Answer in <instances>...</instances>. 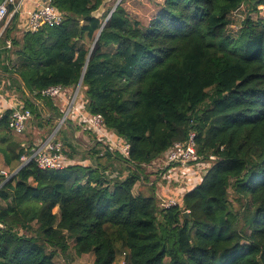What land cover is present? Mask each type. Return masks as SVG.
I'll return each mask as SVG.
<instances>
[{"label":"trees","instance_id":"16d2710c","mask_svg":"<svg viewBox=\"0 0 264 264\" xmlns=\"http://www.w3.org/2000/svg\"><path fill=\"white\" fill-rule=\"evenodd\" d=\"M49 1L61 23L19 37L6 28L13 72L48 119L63 111L40 91L71 93L82 76L76 105L100 114L128 155L106 147L95 167H19L0 186V264H56L67 239L93 264H264V0H160L145 26L121 3L103 24L92 15L101 0ZM190 133L203 172L162 207L146 169ZM1 152L20 164L28 150Z\"/></svg>","mask_w":264,"mask_h":264},{"label":"crops","instance_id":"0c3cea01","mask_svg":"<svg viewBox=\"0 0 264 264\" xmlns=\"http://www.w3.org/2000/svg\"><path fill=\"white\" fill-rule=\"evenodd\" d=\"M34 1L36 2L37 0H26L24 3V8L30 7ZM25 26L26 19L25 17L21 16L18 17V19H14V22L10 24L9 29L12 28L14 35L19 37L22 32L25 31ZM5 30L6 28H4L3 22H0V116H2L7 110L11 111L15 107L24 108L29 103L32 105L35 112H31V117L26 122L25 128L21 133H14L0 125V186L4 182H6V180L8 179L7 176L10 174L12 176L19 167V162H15L14 160H11L8 164L4 163L3 155L1 152L2 149H4L7 144L14 142L17 143V150L24 148V150L27 151L30 147L43 143L49 135L48 129L51 127L54 128L59 118L53 115L50 119H48V116L50 114L48 106H45L43 102L32 96L25 88L24 83L19 75L13 72L12 65L15 63V57L11 54H9L8 56L7 54V48L5 47ZM69 91L70 90L67 89V95L69 94ZM65 99L66 98L54 99V105H58L63 111ZM82 113L84 115L87 114L83 110V107L81 105H75L68 117V120L65 123V128L62 129L64 130L62 144L65 147L64 152L66 155L67 164L79 163L82 165H91L95 167V164L90 163V156L85 155L83 158H80L76 153H74L77 150V143H80L82 145V143L84 142L77 138L82 136L83 139L87 137L86 139L88 140V137H90L89 142L93 143V145L96 144L97 146H99L101 143L105 144V142L106 145L107 143H109L110 145L114 143L120 144V142L119 139L114 137V134L112 132H108L105 129L102 133L99 134L83 132L80 128ZM75 128L79 129L78 132H80V135H78V132L75 131ZM119 166L120 168L118 170L122 169L121 165H118V167ZM181 170H183L186 175L195 176V178L190 181V183L192 184L203 172L201 167L199 168L197 166H190L188 168L180 169V171ZM125 174L126 172L121 171L120 177H123V175ZM155 176L156 175L154 174L149 179L150 181H152V183H150V181H144V184H153L155 187L156 195H158V197H174V195L170 193L173 190L171 187V185L173 184L172 180L169 179L164 182L159 177L154 178ZM177 182L178 181L175 180V183ZM14 183L15 181H13V184ZM30 183L34 185V182L31 180ZM187 185L189 188V183ZM134 186L135 187L133 189V193L135 194L137 192L138 183ZM174 190H176L177 192L183 191L179 190L178 188H175ZM5 206L6 202L0 199V207Z\"/></svg>","mask_w":264,"mask_h":264},{"label":"built area","instance_id":"2783aa9c","mask_svg":"<svg viewBox=\"0 0 264 264\" xmlns=\"http://www.w3.org/2000/svg\"><path fill=\"white\" fill-rule=\"evenodd\" d=\"M25 1L26 0H2L0 2V22H3L4 28H9L13 19H18V17L21 16L26 19L25 31L35 32L43 25H56L61 23L63 19L62 14L57 11L49 0L34 1L28 8H24ZM5 39V47L9 48L11 40L8 38ZM78 89H74V92L72 91L71 94L68 95L67 89L60 85H51L40 91V94L43 97H50L52 99L66 98V107L64 105L65 109L63 110V114L57 121L58 127L66 123V120L71 114L72 109L75 106ZM30 117L31 111L28 108H13L8 117L9 130L14 133H21ZM80 126L83 130H87L93 134L102 133L105 129L103 118L100 114L84 115L82 113ZM56 131L50 134L43 143L30 147L27 153L22 154L19 167L30 161H34L40 169H63L66 166L67 160L62 142L54 137ZM128 148L129 145L126 142L122 143L120 146L121 153L124 156L128 155ZM158 159L164 166L171 168L183 169L193 166V164L197 165L198 163L196 162L199 161V156L196 152L194 134L190 133L186 141L174 142ZM209 159L213 161L216 159V156L209 155ZM7 178H11V174L8 175ZM176 204H178V200L173 196L160 197V206L162 207L167 208ZM4 228V223L0 221V232Z\"/></svg>","mask_w":264,"mask_h":264},{"label":"rangeland","instance_id":"374dc122","mask_svg":"<svg viewBox=\"0 0 264 264\" xmlns=\"http://www.w3.org/2000/svg\"><path fill=\"white\" fill-rule=\"evenodd\" d=\"M119 1H120L119 3H121V5H123L125 7L128 15L131 19L137 20L143 26H145L148 24L151 17L157 12V10H158L157 1H160V0H119ZM116 2H117V0H101L100 5H99L98 9L96 10V16L106 15L112 9V7L116 4ZM245 12H247V10L242 8L239 11H237L234 15L236 17H238L239 15H241L242 13H245ZM251 15L253 17H255L254 13H251ZM262 16H264V13ZM236 28H238V27H236ZM236 28H235V30H237ZM74 89H76V86L73 88V90H72L73 92H74ZM79 92H80V87L78 89L77 95L79 94ZM69 94H71V93H69ZM76 99H77V96H76ZM77 102L78 101L75 100V105ZM65 107H66V105H65ZM65 107L63 106V110L65 109ZM56 126H57V124L54 126V128ZM63 128H65V123L58 127V129L54 135V137L60 142H62V137H63V133H64V130H62ZM80 128L83 132H89L87 130H83L82 127H80ZM52 130L50 131L49 135L51 134ZM75 131L78 132L79 129L75 128ZM79 133L80 132H78V135H80ZM86 135H87V133H86ZM77 137H79V136H77ZM86 138L83 139L82 136L77 138L81 141H84L82 143V145L80 143H77V150L74 152L80 158H83L85 155L90 156V157L92 156V158H95V156H97L98 153H99V155H101L104 148H106V147H110L109 149L115 153L117 152L116 150L121 151L120 146L122 145V143H120V144L114 143L110 146V145H106V142H105V144L101 143L99 146H97L96 144L93 145V143L89 142L90 137H88V140ZM98 150H100L102 152H97ZM100 162L103 163V158L100 159ZM154 162H152L146 169V174L148 175V179H150L152 177V175H154V174L156 175L154 178L159 177L164 182L171 179L173 182V184L171 185V187L173 189L170 192L171 194H173L175 188H178L179 190H184V189L188 188L187 184L189 183V185H191L192 183H190V181L195 178V176L186 175L183 172V170L180 171V169H178V168H171V167L164 166L163 163L161 161H159V159H157ZM90 163L95 164L94 162H92V160L90 161ZM112 163H114L112 161V159L108 160V161L104 160V165H106V166H109V164H112ZM175 180H177L178 182L175 183ZM147 181H150V180H147ZM150 183H152V181H150ZM53 211H56V209L54 208ZM35 228H36V224L32 223L31 229H35ZM32 232L33 231H29V233H32ZM72 245H73V241L71 239H67V246H68L67 251L64 253L57 252V254L54 255L53 260L56 264H93L94 257H93L92 253L77 254V253H75ZM115 264H124L123 257L122 256L118 257L115 261Z\"/></svg>","mask_w":264,"mask_h":264},{"label":"water","instance_id":"95a60500","mask_svg":"<svg viewBox=\"0 0 264 264\" xmlns=\"http://www.w3.org/2000/svg\"><path fill=\"white\" fill-rule=\"evenodd\" d=\"M119 0H117V2H116V4L112 7V9L106 14V17H105V19H104V21H103V24L106 22V20L109 18V16L111 15V13L113 12V10L115 9V7L119 4ZM98 9V8H97ZM96 9V10H97ZM96 10L95 11H93L92 12V15H94V16H96ZM102 24V25H103ZM99 34V33H98ZM81 80H82V76H81V78L79 79V81H78V83H77V85H76V89H78L79 87H80V84H81ZM58 128V126H56L53 130H52V132H51V134L52 133H54L55 131H56V129ZM184 216H187V212H184Z\"/></svg>","mask_w":264,"mask_h":264}]
</instances>
